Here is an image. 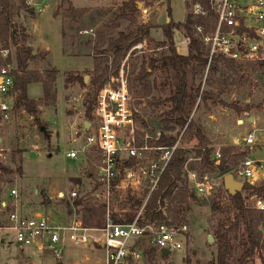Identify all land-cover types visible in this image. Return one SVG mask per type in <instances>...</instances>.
Listing matches in <instances>:
<instances>
[{"label": "rangeland", "instance_id": "374dc122", "mask_svg": "<svg viewBox=\"0 0 264 264\" xmlns=\"http://www.w3.org/2000/svg\"><path fill=\"white\" fill-rule=\"evenodd\" d=\"M11 1L15 5L18 4V0ZM33 1L38 3L36 8L40 7L42 12H36L33 7L32 12L27 9L20 10L14 18L17 44L11 47L15 51L16 47L27 45L36 51L37 56L28 61L27 69L42 71L56 67L58 71L55 82L56 101L50 105L41 103L38 123L34 121L33 116L24 111L16 115L4 132H0L4 138L0 145L2 149L0 163L13 170V173L4 175L0 183V223H5L8 212L17 210L27 216L41 212L67 221L76 217L84 225L99 226L106 217L102 203L91 198L90 204L74 205L75 199L53 200L52 196L57 189L65 191L75 189L85 198L92 190L93 184L88 174L90 165L92 166L91 161L85 160L82 156L71 159L65 153L71 147L72 127L76 125L80 128V121L87 118L84 99L90 90L89 79L93 58L99 56L94 48L97 29L101 25H108L112 28L113 37L120 31H126L130 22L119 15L124 12V3L127 0ZM133 1L137 6L132 13L136 20L132 27L145 25L148 35H142L141 41H145V48L130 53L128 50L125 55L130 77L133 67L139 65L143 57H159L160 54L167 52L169 45L165 41L163 25L168 22L183 23L190 12L187 0ZM69 5L75 9L87 8L88 11L75 22L63 16ZM188 32L183 26L172 29L174 48L178 54L184 55L188 51V47L182 42L183 36ZM107 57L110 62L112 54L107 53ZM258 63L248 61L238 63L241 68H238L237 72L242 78L236 85L229 86L221 98L227 104L234 102L240 106L245 102L259 104V112L264 119V74H259L261 70L258 69ZM197 68V62L188 67L187 82L193 85L200 84L203 89L215 90L206 82L207 70L200 78ZM75 75L82 76L83 80L85 76L88 77L86 82H83L84 85L78 81H66L67 77ZM173 80L172 71L159 69L148 78V82L150 84L154 82L155 85L149 94L137 92V88L131 89L136 106L140 109L139 119L145 120L149 128L157 124L167 106L153 107L148 101L151 97L168 96ZM27 96L35 101L39 99L42 96L41 84L37 82L29 84ZM207 105L209 110L197 99L190 116L202 124L213 147L234 145L235 151L245 152L242 144H233L234 139H240L246 132L247 123L244 115L238 116L231 108L220 104L213 105L210 101ZM208 114L213 116L209 117ZM239 120H244V125H241ZM263 127L264 124L259 128ZM192 146L193 142L185 144L188 156L194 154ZM250 154L252 157L262 158L264 149L252 150ZM242 158H239L237 163ZM18 167L20 172L17 170ZM207 174L214 184V190L210 195L199 194L188 201L184 220L187 231L182 238L183 247L171 255L175 264H207L215 257V239L208 242L207 236L214 237L217 222L227 214L225 211L213 210L211 203L217 201L224 210H227L229 201L227 192L222 190L224 188L222 174L214 170L208 171ZM11 189L16 191L15 196L10 195ZM64 201L68 202L70 210ZM244 201L249 205L247 194ZM2 202H5V207ZM0 237L2 240L0 264H103V250L92 247L68 246L62 262H56L49 254L38 253L32 247L18 250L15 246L14 232L11 230L3 229ZM232 244L229 263L236 264L235 260L241 249L236 241H232ZM252 263L262 264L257 255L249 261V264ZM153 264H163L156 257V252Z\"/></svg>", "mask_w": 264, "mask_h": 264}, {"label": "built area", "instance_id": "2783aa9c", "mask_svg": "<svg viewBox=\"0 0 264 264\" xmlns=\"http://www.w3.org/2000/svg\"><path fill=\"white\" fill-rule=\"evenodd\" d=\"M206 1L208 9L200 0H187L190 18L192 21L199 17L207 19L208 11H211L216 18L215 24L205 28L203 24L191 23L182 42L188 47L196 40L201 54L207 59V67L217 57L235 63L264 62V0ZM25 3L36 12H42L40 7L36 8V1L25 0ZM145 45V41H139L130 47L129 53L145 48ZM126 60L127 57L120 62L116 74H110L96 90L91 116L80 121V128L75 125L71 147L65 153L71 159L82 156L91 161L93 168L89 176L93 186L87 197L102 203L106 211L103 223L87 226L76 217L67 221L41 212L27 216L17 210L10 211L5 223H0V232L3 229L13 231L18 250L32 247L36 252L49 254L54 261L62 262L68 246L92 247L103 250V264H149L146 250L154 248L161 263L175 264L171 255L182 249V238L187 231L186 211L181 213L180 220L173 221L171 216L172 208L178 204L172 200L178 186L156 201L155 211L162 220H147L146 210L172 156L180 147L184 128L172 145L156 143L162 131L152 132L151 128L141 125L140 109L129 86ZM17 72L20 73L14 65L12 47L5 46L0 40V132L6 130L16 115L24 112L15 107ZM85 121L89 123L87 127ZM3 139L0 135V145ZM233 144H242L246 152L231 171L234 179L250 186L264 181V157L256 158L250 154L252 150L264 149V127L247 130L240 139H234ZM186 156L182 171L190 196L210 195L214 184L208 174L200 175L197 170L188 168V162L200 158L194 154L188 156V153ZM212 158L214 164L219 163L220 147L213 149ZM239 192L243 198L247 194L249 207L264 211V196L249 195L243 188ZM10 195L15 196L16 191L11 189ZM81 197L75 189H57L52 196L53 200ZM1 204L6 206L5 202ZM260 227L264 231V223ZM164 249L168 251L167 255L162 254Z\"/></svg>", "mask_w": 264, "mask_h": 264}, {"label": "trees", "instance_id": "16d2710c", "mask_svg": "<svg viewBox=\"0 0 264 264\" xmlns=\"http://www.w3.org/2000/svg\"><path fill=\"white\" fill-rule=\"evenodd\" d=\"M168 1V0H167ZM205 9H208L206 0H200ZM137 4L133 0H127L124 3V12L119 17L128 19L130 24L126 31H120L116 37L111 35L112 28L108 25H101L96 32L95 50L97 55L93 58V67L89 79L90 90L85 95L84 102L86 103L85 115L90 118L94 105L96 90L102 86L108 79L110 74H116L120 61L125 57L126 53L132 45L142 40V35H148V29L145 25L136 26L132 24L136 22L132 16ZM21 9H27L30 12L33 10L28 8L25 0H18L15 5L11 0H0V40L5 46L17 44V29L14 18L19 14ZM170 13V8L168 6ZM87 8L75 9L69 5L63 12V16L72 21H78L85 13ZM216 18L211 11H208V18L199 17L196 21H192L190 15L187 14L183 23L168 22L163 25V33L165 41L168 43L167 52L160 54L159 57H143L139 65H135L129 76L130 89H138L144 95L150 93L155 87L154 82L150 84L148 78L152 73L159 69L172 71L174 80L168 96L151 97L148 103L153 107L167 106L162 112L157 124L151 128L154 132L157 129L162 131L160 138L156 141L159 145H172L180 130L183 133L180 138V147L176 149L165 173L162 176L158 189L153 192L147 204L146 219L162 220V216L155 211L156 201L159 197L171 193L173 187L178 186V192L172 199L178 203L171 210L173 221L180 220L182 212L187 211L189 199H194V195L190 196L184 178L182 166L186 161L187 149L185 144L193 142L194 157H199V161L188 162L190 170H197L200 175L214 170L224 176L226 173H231L232 169L239 158L244 157L245 152L235 151L234 145H222L220 147V160L218 164H214L213 143L206 135L204 128L200 122L190 116L192 108L199 99L209 110L207 102L211 104H220L231 108L236 115H242L249 111L255 105L250 102H245L242 106L237 103L227 104L221 96L228 90L229 86H234L239 83L242 76L238 75L237 69L241 65L223 57H217L207 67V59L201 54L196 40H192L188 46L186 54H178L174 48L172 29L177 26H183L190 31V24H203L205 28L213 26ZM24 38V36H23ZM25 39V38H24ZM33 49L27 45L16 47L13 51V60L17 71L15 75L14 88L18 91L15 102L16 109H23L38 123L39 106L42 104H54L56 101L55 82L57 79V69L47 68L42 71L27 69L29 60L34 59L37 54H32ZM107 53L112 54L109 62ZM197 62L198 73L200 78L203 77L207 70L206 82L212 89H203L201 85H193L187 82L188 67ZM260 75L264 74V62L258 63ZM231 72V73H230ZM258 74V76H259ZM67 82L78 81L84 85L83 77L75 75L67 77ZM40 83L42 88V96L35 100L29 99L27 96V86L31 83ZM259 106L257 104L255 107ZM140 123L144 127H148L145 120L140 119ZM89 175L92 174V166L90 165ZM17 170L20 172V168ZM13 173V170L0 163V183L4 175ZM223 188V182H222ZM243 189L248 191L249 195L264 196V181L257 183L254 186L248 184L243 185ZM223 191H226L224 188ZM1 191V187H0ZM227 192V191H226ZM228 194V193H227ZM228 207L224 210L217 201H212L211 208L216 211L227 214L221 218L214 229V244L216 245V254L207 264H230L229 257L232 252V241H236L240 245L241 253L235 260L236 264H249L253 256L257 255L262 264L264 263V231L260 225L264 223V211L249 207L241 192H236L234 195L228 194ZM70 210L67 201L63 202ZM92 203L90 197L78 198L74 200V205H83ZM146 257L149 264H153L155 258V249L146 250ZM253 264V263H252Z\"/></svg>", "mask_w": 264, "mask_h": 264}, {"label": "water", "instance_id": "95a60500", "mask_svg": "<svg viewBox=\"0 0 264 264\" xmlns=\"http://www.w3.org/2000/svg\"><path fill=\"white\" fill-rule=\"evenodd\" d=\"M32 54L35 55V54H36V51L33 50V51H32ZM87 78H88L87 76L84 77V82H86ZM251 120H252V119L250 118L249 121L251 122ZM239 123H240V122H239ZM88 124H89V123H88L87 121L84 122L85 127H87ZM41 130H42V128H41ZM222 182H223V187H224V189H225V190L227 191V193L230 194V195H234L236 192L241 191L242 188H243V183H242L241 181H238V180L234 179L232 173H226V174L223 176V178H222ZM207 241H208V242L213 241V237H212L211 235H208V236H207ZM162 254H163V255H167V254H168V251H167L166 249H164V250L162 251Z\"/></svg>", "mask_w": 264, "mask_h": 264}, {"label": "crops", "instance_id": "0c3cea01", "mask_svg": "<svg viewBox=\"0 0 264 264\" xmlns=\"http://www.w3.org/2000/svg\"><path fill=\"white\" fill-rule=\"evenodd\" d=\"M247 101H249V99H247ZM256 105L257 104H255V106ZM255 106L253 108H251L249 111H246V112L243 113L244 120L247 123L245 125L246 131L252 129L253 127H258L259 128L260 126H262L264 124V119H262V115L259 112V108H258L259 106H257V107H255ZM208 116L212 117L213 115L208 114ZM250 118L252 119L251 122L249 121ZM241 125H244V123L241 124ZM72 128L74 129V126ZM187 153H188V151H187Z\"/></svg>", "mask_w": 264, "mask_h": 264}]
</instances>
